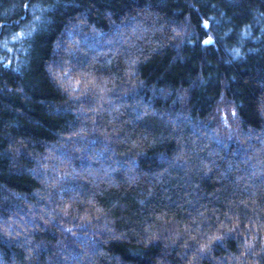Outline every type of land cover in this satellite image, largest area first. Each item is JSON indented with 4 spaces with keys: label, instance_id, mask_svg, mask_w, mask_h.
<instances>
[{
    "label": "trees",
    "instance_id": "1",
    "mask_svg": "<svg viewBox=\"0 0 264 264\" xmlns=\"http://www.w3.org/2000/svg\"><path fill=\"white\" fill-rule=\"evenodd\" d=\"M0 264H264V0H0Z\"/></svg>",
    "mask_w": 264,
    "mask_h": 264
}]
</instances>
